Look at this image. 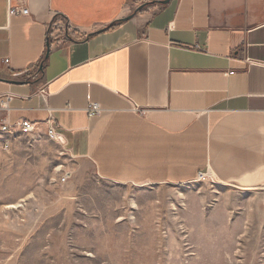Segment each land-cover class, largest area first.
I'll return each mask as SVG.
<instances>
[{"label": "crops", "instance_id": "1", "mask_svg": "<svg viewBox=\"0 0 264 264\" xmlns=\"http://www.w3.org/2000/svg\"><path fill=\"white\" fill-rule=\"evenodd\" d=\"M151 1L0 0V124L114 184L264 186V0Z\"/></svg>", "mask_w": 264, "mask_h": 264}, {"label": "rangeland", "instance_id": "2", "mask_svg": "<svg viewBox=\"0 0 264 264\" xmlns=\"http://www.w3.org/2000/svg\"><path fill=\"white\" fill-rule=\"evenodd\" d=\"M0 264H264V186L114 184L0 125Z\"/></svg>", "mask_w": 264, "mask_h": 264}, {"label": "built area", "instance_id": "3", "mask_svg": "<svg viewBox=\"0 0 264 264\" xmlns=\"http://www.w3.org/2000/svg\"><path fill=\"white\" fill-rule=\"evenodd\" d=\"M8 13L9 15H17V14L26 15L28 14V10L26 8L10 7L8 9ZM10 97H11L10 95L7 96L8 99H10ZM86 111H87L88 116L98 115L100 113V107L97 103L90 101ZM16 127L20 128L21 130L25 132H34L38 130L37 125L34 122H31L28 120H22L15 127L11 125H6V124L1 125V129L4 131H6L7 129L16 128ZM44 131L50 139L55 140L57 142L61 141V135L59 134V132H57L56 127L54 126L53 120L51 118L46 120ZM208 176H210L208 171L199 172L194 181H204ZM64 179L65 178H63L62 180Z\"/></svg>", "mask_w": 264, "mask_h": 264}, {"label": "water", "instance_id": "4", "mask_svg": "<svg viewBox=\"0 0 264 264\" xmlns=\"http://www.w3.org/2000/svg\"><path fill=\"white\" fill-rule=\"evenodd\" d=\"M168 1L169 0H156V1L146 2V3L142 4V6H140V7L146 6L148 4H153V3L166 4ZM131 17H132V15L128 16V18H131ZM103 29H105V28H103ZM46 52H48V50Z\"/></svg>", "mask_w": 264, "mask_h": 264}, {"label": "bare ground", "instance_id": "5", "mask_svg": "<svg viewBox=\"0 0 264 264\" xmlns=\"http://www.w3.org/2000/svg\"><path fill=\"white\" fill-rule=\"evenodd\" d=\"M7 207H9V208H14V205H9V206H7Z\"/></svg>", "mask_w": 264, "mask_h": 264}]
</instances>
